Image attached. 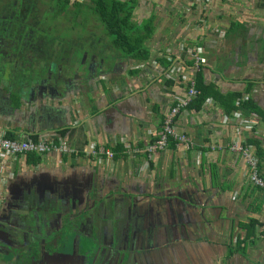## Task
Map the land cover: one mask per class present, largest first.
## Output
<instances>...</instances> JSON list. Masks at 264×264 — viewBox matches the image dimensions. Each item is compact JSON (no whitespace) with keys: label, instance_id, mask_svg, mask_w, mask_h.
<instances>
[{"label":"crops","instance_id":"obj_1","mask_svg":"<svg viewBox=\"0 0 264 264\" xmlns=\"http://www.w3.org/2000/svg\"><path fill=\"white\" fill-rule=\"evenodd\" d=\"M132 1L133 22L153 19L148 61L94 47L69 50L51 69L58 83L42 90L24 85L19 106L8 79L0 81V135L60 139L72 151L65 160L44 155L38 165L0 156V264H264V193L249 183L243 158L228 149L248 145L264 178V0ZM231 23L241 27L226 35ZM196 48L201 80L219 95L177 116V130L191 146L128 154L157 138L164 115L185 93ZM235 94L263 116L232 110ZM117 145L124 155L114 152ZM91 146L95 158L87 155ZM86 180L90 195L100 189L128 199L116 205L129 207V221L122 210L112 211L119 221L113 236V223L87 210L70 225L69 211L44 210L57 205L58 195L72 202L70 194H85ZM59 230L66 235L53 239L60 249L52 251L47 240ZM80 238L99 248L113 243V258L77 257ZM238 241L244 253L226 258Z\"/></svg>","mask_w":264,"mask_h":264},{"label":"trees","instance_id":"obj_2","mask_svg":"<svg viewBox=\"0 0 264 264\" xmlns=\"http://www.w3.org/2000/svg\"><path fill=\"white\" fill-rule=\"evenodd\" d=\"M30 1L33 7L34 0H30ZM35 1H36V10L39 9L41 14V18L39 19V21L36 24L32 23V17H33V14H31L32 7L29 4V6L26 5L25 12L22 13L20 16V18H23V21H18L17 23H19V25L22 26L21 27L22 32L36 31L41 33L43 32L48 33L47 37L42 38V41L44 43L42 42L43 49L40 52L41 54H38V56H36L34 51H32L31 54L29 53L31 50L30 48L33 46V41H30L23 49L24 51H22L21 45L20 48H18L17 46L11 47L10 53L13 55V60L11 61L8 60L6 63H4L3 61L2 64L4 63V65L0 66V81H5L8 79L7 82L8 86H10L12 89L10 92V98L15 101L14 105L16 106H19L18 103L20 101L19 93L24 85L27 86L37 85V83L40 80L41 81L46 80L48 74L51 73L52 68H56L57 65L59 67L60 66L59 64L64 63V60L61 61V59H63L62 53H64V51H62V53L59 52V47L61 46V44L60 45L58 44L60 42L55 37L51 38L49 32H52L53 30L59 31V28L62 27L65 28L66 25H68L69 20L72 19L76 21L78 16H81L82 13L86 14V11L83 10L82 3H79L76 0H35ZM133 4L134 2L132 0L125 2H122L120 0H91L90 9L92 14L103 25L107 33L110 36H112L113 38L112 46L116 50L115 52L118 55L122 56V58H127L132 61L146 62L149 59V54L145 43L149 41L154 34L153 19L149 18L147 21L141 24L142 25L141 27H137L136 23H134L131 19L132 11L134 9ZM240 27L241 26H238L235 23H231V25L227 30L226 35L235 33V31L239 30ZM36 38L37 39L39 38L38 35H36ZM10 39L14 40L11 37ZM55 43L56 45H59L57 46L58 49L56 50L53 49L54 46H56ZM75 48H77V46L70 47L69 49L75 50ZM22 54L24 57H22ZM16 57H18V61L14 62V60H16L15 59ZM6 66L9 69V70L7 69V71H5ZM199 71L195 74L194 77L196 97L185 108V110L191 108L195 103H196V109H198L206 101L208 97H215L218 94L214 90V86L203 84L201 80L202 75L200 74ZM252 87H253L252 83H248L245 89V93L248 94L252 89ZM228 95L230 94H227L226 96ZM241 97L242 94H235L229 96L230 106H231L230 108L232 110L246 109L248 113H253L256 115L263 116L260 109L254 103H252L251 100L247 98L246 100L240 101ZM237 99H239V102L237 103L236 106H233L235 105L234 103L236 102ZM58 135L59 137H63L64 131L63 130L59 131ZM4 137L7 139L14 140V137L9 133H5ZM26 139L31 140L33 142H37L39 140L38 136L35 134L28 135ZM60 141H61L60 139L59 140L55 139L54 141H44V143L48 145L50 144L57 145ZM169 145L175 147L176 143L171 141ZM145 147L143 148L137 147L133 149V150H137V153L136 154L132 153V154L134 156H140L142 154H143L142 156L144 155L149 156L148 154L143 152ZM115 151L116 154L124 153L123 152L124 150L119 145H117V148L114 150V152ZM59 156H61V158L65 160V156L67 155H59ZM23 157L26 159V162L30 165H38L42 158V156L34 155V154H26ZM116 157L114 156V158ZM238 227L248 229V226L241 224H239ZM64 233L65 231L63 230L59 233L58 238L61 239L60 241L64 240L65 238ZM87 244L91 245V249H88V251L85 252ZM78 246L79 248H77V257H80L82 255L90 258L89 259L90 261H93V259H95L96 255L98 254L99 259L104 258V255L97 252L99 251L98 250L99 247H96L93 241L89 239L80 238ZM37 248L38 247L36 246V250ZM100 249L103 250V247H100ZM237 253L238 254L244 253V248L241 246V243L239 241L237 242V244L228 247L226 258H229L233 254H237Z\"/></svg>","mask_w":264,"mask_h":264},{"label":"built area","instance_id":"obj_3","mask_svg":"<svg viewBox=\"0 0 264 264\" xmlns=\"http://www.w3.org/2000/svg\"><path fill=\"white\" fill-rule=\"evenodd\" d=\"M193 69L192 75L186 80V89L183 97L178 98L174 105H172L166 112L162 119L159 133L155 141L151 144L146 145L143 152L149 156L155 155L156 153L164 151L170 144V142L176 143V145H185L186 147L191 146L190 140L184 134L178 132L176 127V116L195 99L196 90L194 77L199 71L201 66V49L196 48L195 54L192 56ZM229 151L235 154H239L246 162L248 167V179L252 186L264 192V178L261 176L258 167V160L254 154L251 153L250 147L240 142H234L228 147ZM71 150L67 147L66 143L61 140L57 145L45 144L44 141L38 140L33 142L31 140H11L4 137V134L0 135V156L10 159L11 162L18 160L20 157L26 154L34 155H70ZM134 154L137 150H133ZM98 152L91 146L87 155L95 158ZM106 156L111 159L112 154L106 153Z\"/></svg>","mask_w":264,"mask_h":264},{"label":"flooded vegetation","instance_id":"obj_4","mask_svg":"<svg viewBox=\"0 0 264 264\" xmlns=\"http://www.w3.org/2000/svg\"><path fill=\"white\" fill-rule=\"evenodd\" d=\"M29 4L32 7L30 0H0V66L4 65V63H6L8 60L10 61L13 60V55L10 53L11 47L17 46L18 48H20V45H21V49L22 51H24L23 49L25 48L27 43L30 41H33V46L30 48L31 50L29 53L31 54V52L34 51L36 56H38V54H41L40 52L43 49L42 47L43 41H42V38L40 37L44 38L45 36H42L40 34L41 32H36V31L22 32L21 31L22 26L19 25V23H17L18 21H23V18H20V16L22 13L25 12L26 5L29 6ZM31 14H33L32 23L36 24L41 18V14H40L39 9L36 10L35 0H34V6L31 9ZM36 35H38L39 37L38 39L36 38ZM10 37L13 38L14 40L10 39ZM53 49L54 50L58 49L57 45L54 46ZM65 51H67V49ZM22 57H24L23 54H22ZM15 59L16 60H14V62L18 61V57H16ZM3 61L4 63L2 64ZM43 87L44 86H38L37 89L38 90L46 89ZM89 185L90 184L87 182V180L83 184V187H84L83 193H85L86 196L85 194H83L82 196L70 194V196L72 195L73 197L72 202H70L69 200L64 201L63 196L58 195L57 205L50 203L51 207L49 208L46 207L44 210H67L69 211V213L65 214L64 216V223L67 225H70L69 223H72L71 219L74 222L78 221L79 220L78 217L80 213L84 212L85 210L89 212L90 217L93 216L94 210L100 212V210L103 209V203L101 200L97 201L98 200L97 195L95 197V195L89 194ZM111 197L112 196H107L103 199V200L107 199V204H105V206L108 209H113L116 216H118L115 210H122V209H125V207L116 206L114 198L111 199ZM61 199L62 201H59ZM87 200L92 202L91 206L90 207L88 206L89 208L86 207V205H84L85 201ZM107 208H104V209H107ZM126 208L127 210H130L129 207H126ZM37 210L39 209L37 208ZM36 213H38V211H36ZM127 215L128 216L126 217V221H129V213ZM82 216L84 217V214ZM36 220H37V217H36ZM36 227H37V224H36ZM61 231L60 230L58 232L54 231V233L47 240V243L52 248L51 249L52 251H55V249L59 248L58 245L55 247L53 243V239L57 240L59 237V233Z\"/></svg>","mask_w":264,"mask_h":264},{"label":"rangeland","instance_id":"obj_5","mask_svg":"<svg viewBox=\"0 0 264 264\" xmlns=\"http://www.w3.org/2000/svg\"><path fill=\"white\" fill-rule=\"evenodd\" d=\"M76 1L82 3L83 10L86 11V14L82 13L81 16H78L76 21L72 20V19L69 20L68 21V25H66L65 28H63V27L59 28V31L53 30L52 32H49L51 38L55 37L60 42V43L56 42L59 45L61 44V46L59 47V52L62 53V51H64V53H65V52H67L69 50H72V49H69L70 47H75V46H77V48H75L77 51L78 50H83V49L85 50V49L92 48V47L99 48L101 51H106V50L107 51L108 50L116 51L113 48V46H112V40H113L112 36H110L107 33V31L105 30L103 25L98 21V19L91 12V9H90L91 0H76ZM136 22L138 23V21H136ZM136 22H134V23H136ZM137 23H136L137 27H141L142 26L141 24L138 25ZM41 35L47 37L48 33L47 32H43V33H41ZM40 38H43V37H40ZM147 43H148V41L145 43V45ZM59 45H57V46H59ZM66 49H67V51H65ZM64 53H62L63 54L62 55L63 58L65 56ZM54 57H55V55H54ZM56 57H57V54H56ZM61 61H62V59H61ZM59 65L61 66V64H59ZM53 71H55V69ZM56 74H57V72L53 74L54 78L57 77ZM43 88H47V86L45 85ZM129 153L132 154V150H128V154ZM104 194L105 193L102 190H100V189L98 190V192L96 194L97 195V199H98L97 201L101 200L102 203H103V209H101V210H104V211L102 213H100V212L94 210L93 211V213H94L93 217L98 218V219H102L104 221V223H106L107 220H110V224L113 223L112 226L109 228L110 229V235L113 236V233L115 231L114 229H115V227H117L116 224L119 221H118V219H116L117 217L115 216V214L112 213L113 209H108L105 206V204H107V199L103 200L105 198V195H106V194L105 195ZM110 194H111V196L113 195L112 192ZM96 195H95V197H96ZM112 198L113 197H111V199ZM124 199L126 201H128L127 198L118 199L116 197H115L114 201H115L116 204H118L120 201H124L125 202ZM87 201H85L84 205H86V207H88V206L90 207L92 202L91 201L87 202ZM116 206H118V205H116ZM104 208H107V209H104ZM118 214L119 213H117V215ZM127 214H128L127 213V208L125 207V209H122L121 214H119V215H120V217H123V218L126 219V217L128 216ZM158 217H160V216H158ZM150 221L151 220H149V222ZM111 229H113V230H111ZM65 235H66V233H64V236ZM109 241L110 240H108L107 243H109ZM87 242H89V241H87ZM112 245H113V243H112ZM112 245L110 247H108V246H106L104 244L103 250H101L99 248V253H101L102 255L107 257L108 250L110 248L112 250L115 249L114 246H112ZM88 249H91V245L87 244L86 251H88Z\"/></svg>","mask_w":264,"mask_h":264},{"label":"water","instance_id":"obj_6","mask_svg":"<svg viewBox=\"0 0 264 264\" xmlns=\"http://www.w3.org/2000/svg\"><path fill=\"white\" fill-rule=\"evenodd\" d=\"M7 66L5 67V71H7ZM9 70V69H8ZM57 78V77H56ZM55 78V79H56ZM51 79V76H50V73L48 74V76H47V78H46V80H40L38 83H37V86H47V85H49L50 83H52V85H56L57 83H58V81L57 80H55V79H53L52 81L50 80ZM44 84V85H43ZM48 88V87H47ZM99 250V249H98ZM85 252H87L86 251V249H85ZM98 253H99V251H97ZM97 254V253H96ZM113 254H114V251L110 248L109 250H108V253H107V257L106 256H104V258H108L109 260L110 259H112V257H113ZM98 255V254H97ZM96 255V256H97ZM122 256V255H121ZM88 260L90 259V258H88V257H86ZM94 260V259H93ZM94 262V261H93ZM93 264V263H92Z\"/></svg>","mask_w":264,"mask_h":264}]
</instances>
